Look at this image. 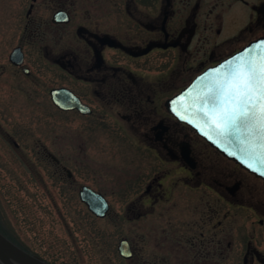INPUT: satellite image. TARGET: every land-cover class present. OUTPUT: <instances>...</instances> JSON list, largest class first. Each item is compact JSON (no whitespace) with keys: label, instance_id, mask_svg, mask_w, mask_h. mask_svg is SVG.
<instances>
[{"label":"flooded vegetation","instance_id":"flooded-vegetation-1","mask_svg":"<svg viewBox=\"0 0 264 264\" xmlns=\"http://www.w3.org/2000/svg\"><path fill=\"white\" fill-rule=\"evenodd\" d=\"M259 40L264 0H0V157L75 186L125 264H264V180L170 107ZM3 191L0 234L57 264L19 237Z\"/></svg>","mask_w":264,"mask_h":264},{"label":"rangeland","instance_id":"rangeland-1","mask_svg":"<svg viewBox=\"0 0 264 264\" xmlns=\"http://www.w3.org/2000/svg\"><path fill=\"white\" fill-rule=\"evenodd\" d=\"M92 157L97 164V155ZM20 162L18 157H0L2 206L5 218L33 251L57 264H125L117 251L122 235L104 231L110 228L108 221L91 220L77 202L75 186L46 170L18 167ZM79 173L86 183L98 179V172Z\"/></svg>","mask_w":264,"mask_h":264},{"label":"snow or ice","instance_id":"snow-or-ice-1","mask_svg":"<svg viewBox=\"0 0 264 264\" xmlns=\"http://www.w3.org/2000/svg\"><path fill=\"white\" fill-rule=\"evenodd\" d=\"M260 43L264 44V40ZM243 51L250 52V49ZM233 59L235 63H232ZM222 63L225 65L224 72L210 82L206 94L198 101L201 108L197 114L206 117L213 134L219 137L214 142L221 147L233 133L243 129L248 138L256 142L257 149H245L240 158L250 169L264 175V52L256 58L246 57L244 60L237 55ZM183 98L182 94L170 102L173 111L175 99ZM177 116L194 124L186 115L177 113ZM200 130L203 132V129ZM204 135L208 133L204 132ZM250 160H255V165Z\"/></svg>","mask_w":264,"mask_h":264},{"label":"water","instance_id":"water-1","mask_svg":"<svg viewBox=\"0 0 264 264\" xmlns=\"http://www.w3.org/2000/svg\"><path fill=\"white\" fill-rule=\"evenodd\" d=\"M261 40L256 41L250 44L246 49H250L249 51H241L234 56L239 55L241 60H244L246 57L249 58H256L261 52H264V44L260 43ZM243 52V55H240ZM232 56V57H234ZM231 57V58H232ZM230 59V58H229ZM227 59V60H229ZM225 60V61H227ZM232 63H235V60H232ZM225 65L221 63L220 65L207 70L205 73L200 75L186 90H184L181 94L177 97H180L182 94L184 98L175 99V111H173V104L170 103L171 110L177 115L180 113L181 115H186L188 120L194 121L190 124L197 133L205 138L213 147L219 150L228 158L236 161L244 168L249 170L250 172L256 174L258 177L264 180V175L250 169L240 158L241 154L248 149L249 151H255L257 149V145L255 141H252L248 138L247 133L241 129L239 133H233L231 138L228 141H224V146L221 147L219 144L215 143L214 141L218 139L216 135L213 134L212 128L209 122H207L206 117L200 116L197 113L200 111L201 105L198 101L201 99L202 96L206 94V89L210 86V82L217 78L220 74L224 72ZM175 97V98H177ZM174 100V99H173ZM171 100V102L173 101ZM189 108L191 110L189 111ZM180 119V118H179ZM185 122V120L180 119ZM195 125H199L196 127ZM203 129V132L200 130ZM204 132H207L208 135H204ZM227 149V151H225ZM231 153H236V155H232ZM250 163L255 165V160H250ZM264 171V169H262ZM83 197L85 198L87 204L89 205L90 209L98 216H104L108 211V205L103 198L94 194L89 188H84L82 192ZM96 197L94 198H89ZM120 253L122 256H125V249H124V242L121 243L119 248ZM0 258L6 262V264H13L11 259L17 260L22 264H46L42 262L40 259L31 256L30 254L26 253L22 249L18 248L8 239H6L2 234H0Z\"/></svg>","mask_w":264,"mask_h":264}]
</instances>
